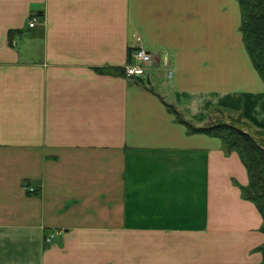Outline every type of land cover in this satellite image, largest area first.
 I'll return each instance as SVG.
<instances>
[{"label":"crops","instance_id":"obj_1","mask_svg":"<svg viewBox=\"0 0 264 264\" xmlns=\"http://www.w3.org/2000/svg\"><path fill=\"white\" fill-rule=\"evenodd\" d=\"M239 26L236 0H0V264H260L239 156L166 107L264 131Z\"/></svg>","mask_w":264,"mask_h":264},{"label":"trees","instance_id":"obj_2","mask_svg":"<svg viewBox=\"0 0 264 264\" xmlns=\"http://www.w3.org/2000/svg\"><path fill=\"white\" fill-rule=\"evenodd\" d=\"M240 7L239 31L251 63L264 83V0H236ZM178 123L188 133H203L217 137L222 150L236 152L248 174V184L241 186V195L258 209L262 217L261 231L264 233V131L257 130L243 119L240 113L214 110L208 123L196 127L185 119L173 105H166ZM213 117V119H212ZM29 194L31 192L28 191ZM37 193V191H34ZM264 264V243L260 246Z\"/></svg>","mask_w":264,"mask_h":264},{"label":"built area","instance_id":"obj_3","mask_svg":"<svg viewBox=\"0 0 264 264\" xmlns=\"http://www.w3.org/2000/svg\"><path fill=\"white\" fill-rule=\"evenodd\" d=\"M36 18L32 17L28 23L29 27L35 25ZM137 43L140 42V37L134 35ZM153 63L152 54L144 49L142 46L137 45L132 48L130 52V61L124 66V76L128 80L144 79L148 76L149 69ZM49 239V238H48Z\"/></svg>","mask_w":264,"mask_h":264},{"label":"rangeland","instance_id":"obj_4","mask_svg":"<svg viewBox=\"0 0 264 264\" xmlns=\"http://www.w3.org/2000/svg\"><path fill=\"white\" fill-rule=\"evenodd\" d=\"M32 17H34V16H32ZM32 17H31V18H32ZM31 18H30V19H31ZM30 19H29V21H30ZM28 23H29V22H28ZM35 23H36V22H35ZM28 27H29V26H28ZM133 37L135 38L134 35H133ZM152 64H153V63H152ZM211 113H212V116L214 117V116H215V115H214V112H211ZM213 117H212V119H213ZM259 250H260V248H259ZM262 256H263V255H262Z\"/></svg>","mask_w":264,"mask_h":264}]
</instances>
